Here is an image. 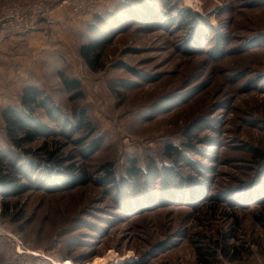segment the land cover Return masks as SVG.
Returning <instances> with one entry per match:
<instances>
[{"label":"rangeland","instance_id":"obj_1","mask_svg":"<svg viewBox=\"0 0 264 264\" xmlns=\"http://www.w3.org/2000/svg\"><path fill=\"white\" fill-rule=\"evenodd\" d=\"M22 1L36 0H0V13ZM44 1L51 8L57 6L56 0ZM112 1L102 0L101 6ZM177 1L198 17L209 34L213 31L219 37L214 47L209 41L185 48V32L177 28L148 32L134 27L114 38L103 53L104 70L91 74L77 55L82 40L71 37L68 57L59 67L67 77L79 80L83 98L71 100L56 66L36 78L65 119H74L73 114L83 108L94 126L95 141L102 143L96 153L83 157L82 148L61 136L43 110L36 112L47 132L24 147L39 160L53 151L60 166L84 173L87 183L75 188L74 182L45 184L37 190L34 181L28 182L29 187L23 181L25 192L5 199L15 206L12 212L0 215V264H54L66 259L85 264L89 257L103 256L115 247L133 254L122 264H198L196 250L220 235L233 237L230 242L235 244L246 242L241 245L247 251L240 261L218 264H264V232L254 219L264 207L249 201V208L242 209L223 202L230 197L226 190L254 178L262 168L258 155L264 154V0ZM93 13L75 18L73 30H83ZM12 91L0 96V113L17 102L20 89ZM187 132L196 142L215 147L204 153L215 157L206 162L213 168L208 173L213 183L207 186L218 207L213 211L209 201L195 209L173 204L124 217L97 179L99 166L115 162L120 169L130 156L140 162L149 156L158 160L164 143L178 144ZM83 134L80 131L72 140ZM10 150L0 116V152ZM160 242L166 244L139 261ZM12 246L16 254L19 249L31 253L15 258Z\"/></svg>","mask_w":264,"mask_h":264},{"label":"trees","instance_id":"obj_2","mask_svg":"<svg viewBox=\"0 0 264 264\" xmlns=\"http://www.w3.org/2000/svg\"><path fill=\"white\" fill-rule=\"evenodd\" d=\"M254 1L261 0H250V2ZM102 4V0H97L79 15H73L64 8L72 19L94 12L90 14L91 20L83 23V30L77 28L73 30L76 27L74 26L68 27L67 31L69 44L71 37L82 40L77 46V55L91 74L104 70L103 53L114 38L134 27L139 31L148 32L161 28L180 29L185 32L184 47L189 49L209 41H212L211 44L214 47L215 42L220 41L213 31L209 34L207 32L209 30L198 23V17L190 9L181 7L177 0H113L107 6L102 7ZM47 6L50 11L52 8L48 3ZM59 57L61 61H65L64 57ZM57 77L64 90L70 94L71 100L83 98L79 80L67 77L64 70L58 71ZM17 97L15 105L3 108L0 113L4 136L12 148L8 153L0 152V193L2 195L0 215L2 217L9 215L15 207L5 202V199L12 194L25 192L23 181L28 187L30 186L28 182L34 181L39 185L34 188L37 190L42 189V185L46 186L45 184L55 187L59 184L74 182L73 188H75L87 183L84 173H74L73 169L68 170L60 166L61 161L57 160L53 151L47 153L43 160H39L35 152H30L29 148L24 147L26 144L40 140L47 132L46 124L36 116L37 111L43 110L49 122L59 129L61 136L67 137L70 142H75L77 147H81L82 152L79 154L83 157H90L96 153L102 143L101 138L99 142H96L98 137H93L94 126L87 120L83 108L73 114L74 119L67 120L51 95L34 84L22 86ZM80 131L84 134L72 140ZM184 137H186L185 140L178 144L164 143L162 157L158 160L149 156L146 161L140 162L139 159L130 156L120 169L116 167L115 162L114 164L106 162L99 166L97 172L100 176L97 179L101 185H106L107 199L124 217H133L173 204L195 209L197 204L213 201L210 199V187L207 186V183H213L212 177L208 176V173H211L210 169L213 168L206 162L212 158L214 160L215 157L206 155L204 151H213L215 147L208 142H196V138L192 139L189 132L185 133ZM258 159L262 160L261 171L249 181L241 182L236 188L226 190L230 197L223 202L229 203L228 205L232 207L240 206L242 209L249 208V201L257 204L259 209L264 207V200L260 201L264 191V154H259ZM183 168L186 170H182ZM188 170L189 174L185 173ZM230 201H236L239 204ZM212 203L214 204L211 209L214 211L218 203ZM15 219L13 216L12 220L15 221ZM254 219L264 232V210ZM231 240L234 238L226 235H220L215 240L208 238L205 246L196 250L197 263L218 264L220 261L233 263L242 260V255L247 250L241 244L246 242L242 241L239 245L230 242ZM164 244L166 242L153 246L139 261H143L147 255L152 256V251L161 249ZM12 253L15 258L22 257L14 252L13 246Z\"/></svg>","mask_w":264,"mask_h":264},{"label":"crops","instance_id":"obj_3","mask_svg":"<svg viewBox=\"0 0 264 264\" xmlns=\"http://www.w3.org/2000/svg\"><path fill=\"white\" fill-rule=\"evenodd\" d=\"M56 2L57 6L39 20L38 31L0 44V96L27 84L39 86L36 78L55 66L56 74L62 70L59 56L65 60L68 57L67 31L74 19L59 5V0Z\"/></svg>","mask_w":264,"mask_h":264},{"label":"built area","instance_id":"obj_4","mask_svg":"<svg viewBox=\"0 0 264 264\" xmlns=\"http://www.w3.org/2000/svg\"><path fill=\"white\" fill-rule=\"evenodd\" d=\"M96 1L59 0V5L68 9L73 15H79ZM48 12L47 3L44 0L22 1L5 6L0 15V44L38 31L39 20Z\"/></svg>","mask_w":264,"mask_h":264},{"label":"bare ground","instance_id":"obj_5","mask_svg":"<svg viewBox=\"0 0 264 264\" xmlns=\"http://www.w3.org/2000/svg\"><path fill=\"white\" fill-rule=\"evenodd\" d=\"M197 0H185L186 3L191 4L196 2ZM200 9V8H199ZM203 12L208 11L206 8L201 9ZM21 250L19 249V253L21 254H29L31 253L28 250H23V252H20ZM17 252V253H18ZM18 253V254H19ZM133 259V254L132 252H123L119 247L111 248L110 250L106 251L103 256L101 255H94L92 257H89L85 264H122V263H127ZM55 264H73V262L69 259L59 261V262H54Z\"/></svg>","mask_w":264,"mask_h":264}]
</instances>
